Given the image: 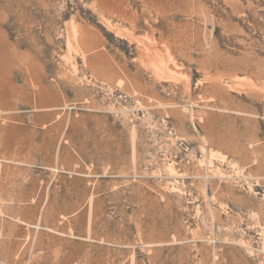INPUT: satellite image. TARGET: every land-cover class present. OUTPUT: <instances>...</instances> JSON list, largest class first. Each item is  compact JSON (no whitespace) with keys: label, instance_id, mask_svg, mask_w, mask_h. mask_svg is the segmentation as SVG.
I'll return each instance as SVG.
<instances>
[{"label":"rangeland","instance_id":"obj_1","mask_svg":"<svg viewBox=\"0 0 264 264\" xmlns=\"http://www.w3.org/2000/svg\"><path fill=\"white\" fill-rule=\"evenodd\" d=\"M0 264H264V0H0Z\"/></svg>","mask_w":264,"mask_h":264}]
</instances>
